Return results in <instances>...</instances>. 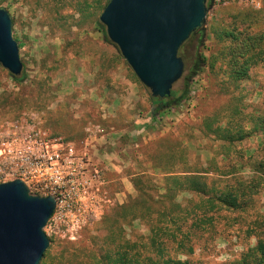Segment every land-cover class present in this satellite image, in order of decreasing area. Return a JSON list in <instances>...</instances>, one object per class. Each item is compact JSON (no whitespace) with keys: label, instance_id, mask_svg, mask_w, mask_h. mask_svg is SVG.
<instances>
[{"label":"rangeland","instance_id":"1","mask_svg":"<svg viewBox=\"0 0 264 264\" xmlns=\"http://www.w3.org/2000/svg\"><path fill=\"white\" fill-rule=\"evenodd\" d=\"M262 6V0L258 8L245 1L214 0L201 44L191 37L180 52L185 69L171 90L183 87L197 55L200 59L188 95L152 116L149 90L96 24L101 13L96 0H0L13 20L12 36L20 45L24 74L22 81H15L0 65V183L19 178L7 148L13 139L28 134L72 142L86 151L103 182L87 183L84 208L100 201L93 219L59 220L52 214L44 227L49 239L44 264H106L103 217L136 195L137 177L142 176L139 183H163L164 172L154 168V159L163 153L164 160L171 145L182 151L186 167L206 169L220 187L234 183V177L255 175L252 162L264 158V127L254 129L264 117V61L236 85L218 65L212 71L206 59L221 44L207 22L241 26L244 9L257 11ZM259 24L264 26V21ZM193 45L197 49L191 56L187 49ZM206 117L221 128L240 118L251 134L235 142L225 158L223 141L205 131ZM232 169L233 176L221 175ZM26 185L38 195L32 183ZM189 197L182 193L178 199L185 202ZM256 213L264 215V184L247 212L222 211L212 231L194 238L188 257L196 264H225L239 258L255 243L245 229ZM125 229L128 236L147 233L138 220Z\"/></svg>","mask_w":264,"mask_h":264},{"label":"trees","instance_id":"2","mask_svg":"<svg viewBox=\"0 0 264 264\" xmlns=\"http://www.w3.org/2000/svg\"><path fill=\"white\" fill-rule=\"evenodd\" d=\"M108 1L96 0L101 12ZM262 3V8L257 11L243 10L241 26L236 23L216 26L211 20L207 22L209 32L221 44L206 59L207 65L212 71L218 65L235 85L247 79L251 68L264 61V26L258 25L260 21H264V0ZM96 24L105 34L99 20ZM198 31L199 45L204 32L202 29ZM178 52H181V47ZM199 62L197 59L194 61L196 68L184 79L183 87L178 91L171 90L170 96L164 98L166 102L163 108L179 104L186 98L190 78ZM13 79L22 81L23 71L19 77ZM152 100L153 105L161 101L153 97ZM159 111L160 108L153 110L152 116H156ZM215 121L206 117L204 128L206 132L223 141L224 157L227 158L235 142L248 138L251 131L243 125L240 118L236 124L222 128L214 125ZM257 126L264 127V117L256 122L255 130L258 129ZM177 148L179 147L171 145L165 149L164 160L161 158L163 153L154 159V168L164 172L163 183L152 186L151 183H139L142 176L137 177L133 183L136 195L115 205L103 217L101 222L108 246V251L103 255L106 264H196L188 257L194 251V238L212 231L217 219L221 218L222 211L247 212L252 208L254 195L264 184V158L252 162L255 174L253 177L245 179L237 176L234 177V183H226L220 187L217 179H209L206 169L186 167L182 151ZM243 156V153H237L238 158ZM232 170L221 175L233 176L236 172ZM151 189L154 194L150 192ZM182 193L190 194L185 202L178 199ZM134 220L142 221L147 227V233L128 236L125 227ZM245 231L255 239L254 245L248 247L239 258L225 264H264V215L256 213ZM48 251L49 246L39 264H44Z\"/></svg>","mask_w":264,"mask_h":264},{"label":"water","instance_id":"3","mask_svg":"<svg viewBox=\"0 0 264 264\" xmlns=\"http://www.w3.org/2000/svg\"><path fill=\"white\" fill-rule=\"evenodd\" d=\"M214 0H109L98 20L151 97L170 96L185 69L178 50L192 33L204 30ZM0 65L12 78L23 64L12 36L11 16L0 7ZM53 195H34L26 183H0V264H39L49 239L44 231L55 209Z\"/></svg>","mask_w":264,"mask_h":264},{"label":"built area","instance_id":"4","mask_svg":"<svg viewBox=\"0 0 264 264\" xmlns=\"http://www.w3.org/2000/svg\"><path fill=\"white\" fill-rule=\"evenodd\" d=\"M238 1L260 7V0ZM7 151L19 179L32 183L38 195L55 197L53 214L59 220L93 219L99 211L100 201L90 204L94 205L93 209H85L83 205L87 197V183H103L98 169L89 162L86 151L76 148L72 142L63 143L47 139L45 135L30 134L13 139Z\"/></svg>","mask_w":264,"mask_h":264},{"label":"flooded vegetation","instance_id":"5","mask_svg":"<svg viewBox=\"0 0 264 264\" xmlns=\"http://www.w3.org/2000/svg\"><path fill=\"white\" fill-rule=\"evenodd\" d=\"M199 31H197V32H195L194 34H193V36H191V37H189L187 40H189V39H192V40H199ZM186 40V41H187ZM186 41L180 46L181 47V49L183 48V46H184V44L186 43ZM195 41H193V43H194ZM201 42H202V40H201ZM192 49L194 50V49H197V45H193L190 49H187L188 50V53L190 54L191 53V56H193L194 55V53L193 52H191L192 51ZM178 54L180 55V53L178 52ZM180 57L182 58V60H183V63H184V67H185V59L182 57V55H180ZM197 60L198 61H200V59H199V55H197ZM196 68V64L194 63L193 64V66H192V69L194 70ZM165 102H166V100L164 99V100H162V101H157L152 107H153V110H155V109H158V108H160V109H162L163 107H164V104H165Z\"/></svg>","mask_w":264,"mask_h":264}]
</instances>
